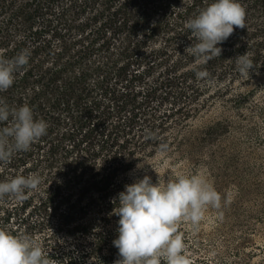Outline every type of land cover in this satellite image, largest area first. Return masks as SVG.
I'll return each mask as SVG.
<instances>
[{
  "label": "trees",
  "instance_id": "obj_1",
  "mask_svg": "<svg viewBox=\"0 0 264 264\" xmlns=\"http://www.w3.org/2000/svg\"><path fill=\"white\" fill-rule=\"evenodd\" d=\"M210 2L0 0V53L30 52L0 98L29 105L48 124L29 151L0 163V181L41 178L26 199H0V228L31 235L52 264L119 259L113 209L134 162L161 153V143L185 151L186 130L206 113L201 140L222 134L221 117L251 109L249 97L264 89V0H239L247 27L234 26L218 45L221 56L201 66L209 78L191 70L195 58L185 48L196 40L185 24ZM245 52L255 64L247 77L235 64ZM217 106L224 110H211ZM259 113L264 122L262 106ZM253 211L238 230L246 247L232 254L181 234L191 264H264V208Z\"/></svg>",
  "mask_w": 264,
  "mask_h": 264
},
{
  "label": "clouds",
  "instance_id": "obj_2",
  "mask_svg": "<svg viewBox=\"0 0 264 264\" xmlns=\"http://www.w3.org/2000/svg\"><path fill=\"white\" fill-rule=\"evenodd\" d=\"M234 26L245 28L246 9L239 0H212L186 21L195 44L185 48V53L195 58L191 70L198 80H205L210 73L201 66L220 57L222 48L234 32ZM30 52L21 50L12 58L0 53V92L7 91L14 83V74L29 62ZM237 71L249 76L255 64L250 54L235 57ZM0 163L7 164L13 155L29 151L32 144L47 134L48 124L34 118L32 108L24 104L10 107L0 98ZM147 139L155 134L147 132ZM168 145L161 143L165 152ZM142 167V165H137ZM41 178L35 174L17 175L0 181V199L11 196L17 201L39 190ZM27 190V193H26ZM115 202L113 214L119 217L118 236L113 240L119 259L114 264H191L185 254V243L178 233L181 221L197 225L208 206L220 208L221 194L202 175L179 174L174 180L153 183L145 175L126 184ZM40 244L29 234L0 228V264H52Z\"/></svg>",
  "mask_w": 264,
  "mask_h": 264
},
{
  "label": "rangeland",
  "instance_id": "obj_3",
  "mask_svg": "<svg viewBox=\"0 0 264 264\" xmlns=\"http://www.w3.org/2000/svg\"><path fill=\"white\" fill-rule=\"evenodd\" d=\"M259 92L254 98L249 97L251 109L229 110L226 119L221 117L222 134L201 140L203 126L210 117L206 113L186 130L185 151L172 148L137 159L125 173L129 184L145 175L153 183L158 179L161 183L174 180L179 174L205 177L221 194L220 208L208 206L197 225L185 221L177 225L179 234L199 238L205 249L232 254L246 247L238 238V230L250 220L253 208H264V122L259 113L261 106L264 108V89ZM211 110L219 112L224 108Z\"/></svg>",
  "mask_w": 264,
  "mask_h": 264
}]
</instances>
